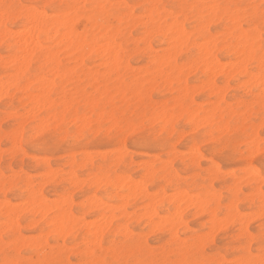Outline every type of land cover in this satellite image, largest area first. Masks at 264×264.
<instances>
[{"label": "rangeland", "instance_id": "obj_1", "mask_svg": "<svg viewBox=\"0 0 264 264\" xmlns=\"http://www.w3.org/2000/svg\"><path fill=\"white\" fill-rule=\"evenodd\" d=\"M0 1H1L0 3L7 2V3H17V4H25V5H41V6H43V5H55L56 6L54 9L53 8L48 9V15H49L48 17H45V19L44 18L41 19V20L44 19L45 21L43 20L42 24L40 25V27H39L40 31H38V33H35V34H37V36L34 34L36 29H35V31H33L34 28H36V27H34V24L33 25L30 24L32 22V21L30 22V19L26 20L28 18L16 17L13 20L11 27H12V32L14 31V35L16 36V39H18V40L16 41V39H15V40L7 43V44L5 43V40L3 37H1V40H0V64L4 63V62L6 63L7 59H8L7 62H9V60L13 59L14 56H18L17 59L21 58L23 53H25V54L27 53V52H24L25 50L22 53V50L24 48H21L22 46L21 47L18 46V45L22 44V42L18 43V41L22 40L23 37L22 38H20V37L22 36V32L24 30H26V31L29 30L30 32L32 31L31 33H33V34H31V35H33V38H35L34 40L38 41V42L36 41L37 43H35L33 41V39L31 38L32 36L29 37L30 32L28 31L29 33H28V35L26 33V35L28 36V39L31 38L30 41H33V43H31V45L34 43H35L34 46H36V44H37V47L41 45L40 47H38V49H36L37 47L36 48L33 47V49H35L34 51L37 50L36 52H34V54H32L33 53L32 47L30 45H26L27 47H25V48H28V47H29V49L31 48V50L27 49V51L32 52V53H29V55H28L29 58H31V59L28 58L29 60L27 61V63L30 61L31 62H30V64L25 63V65H27V66H24V64L22 65L21 69H23V66H24L23 71H20L21 69L18 67V65L20 64V61H18V64H17V60L15 59L16 57L13 59L15 61H13L12 63L9 62L11 64L8 63L9 64L8 65L6 63L7 65L6 64L0 65V81L2 80L0 83H3V81H5L4 84L6 83L4 89H3L4 86H2V84H1L2 88L0 86V88L3 89V90H0V152H1L0 153V172H1V174H0V177H1L0 178V210H1L0 214L2 215V216L0 215V223H1L0 227H2V226L5 227L6 226L5 224L8 221L7 226L9 227V223H10V228L7 227V229L15 237V240H12V241L8 242V244H6L4 241V237H3V236H5L6 232H5V230H2L4 228V227H2L1 232H0L1 233L0 234V261H4L5 259L10 258L9 254H14L16 256H20L21 252H23L24 253V255L22 257L23 259L32 262V264H39V262L42 259H45L48 256H50V254L54 250L57 252L59 250V253L62 254V258H63L65 264H85V261H87L88 259L91 258V254L86 255L88 253V251H89V253H91V248H93L94 246L96 248H99L102 244H112L114 242H118L120 239V236L118 235V233L121 230H123V228L124 229L127 228V229H125V231H127L129 227L137 235L142 234L144 236V238L146 239V242H148L150 244V248L157 249V250H163V248L165 246L169 245V243L174 239L176 233L171 232V228L169 226V223L163 224V222H165V221H163V222L160 221V223H159L160 226L157 227V225H156V227H153V228H152V222L157 217H159V219L162 218V220L164 218V219H166L167 222H169V220L171 219L173 214L176 213V211L177 212L180 211V209H181L180 212L183 213V215L186 217V219L183 221L182 225H179V224H178L179 226L177 225V232L179 234H181L185 238H191L193 234L198 233V232L203 233L205 228H207L208 231L213 234V239H212L209 246L214 247L216 249V252L221 254V255H223L224 253H228L229 255H234L235 249L231 248L230 246L237 242V240L239 238V235H237V234L240 233L241 229L239 226L231 224L229 222V220L227 219V217H229L230 215L231 216L235 215L234 210H235V206H236L237 202L226 200V198L229 194V186L228 185H223L222 188H214L213 187L214 183H220V180L223 179V177H212V176L209 177V175H207V169L205 167H203L204 165L207 164V158H204L202 160H200V159L198 160L196 157L193 156L191 160H194V161H189V162L184 161L183 157H184L185 152H191L192 149H191V145L189 143H187V141H185L184 143H180V141L185 140V137H187L189 135V133L181 131L180 140L177 141V144H178L179 148L181 149L180 156H181V160H182L179 163L178 167H176L175 169H172L170 162H167V163L165 162L166 165H164V167L166 166L168 168V173H166L164 176H157L154 166H155V164L160 163L162 160L164 161V158L167 156V153L163 150V145H161L159 148L148 149L147 151H137V148L139 147L138 145L132 144L131 146L126 147L125 143L122 139H120L117 135H111V136L108 135L107 131L104 132L103 135H98L97 132L99 130H97V132H91L90 131V132H87V134H85L84 125H81L79 128H77V130L75 132L69 133L68 127L75 126V120H72L73 122L70 121L71 123L65 122L62 119L60 121H57L56 109L60 108L61 105H63L65 97L67 96L69 99H71L75 95L83 96L85 88L95 89L93 92L100 93L102 97L106 96V95L109 96V94L110 95L112 94L109 97V99L113 100L114 102L118 101L121 106H123L126 110H128L129 118H132L134 113L138 116H141V117L144 116L145 112H147L149 115H152L155 113H159L161 115L168 113V115H169L168 120L170 119L169 121H172L173 123H178L179 128L181 130H183L185 128L191 129L192 128L191 121H195L198 124V126H200V128H203L205 125H208L211 123L210 117L217 114V113L227 114L229 117H230V115H233L234 114V107H238L239 104L241 103L242 97L247 94L246 91H244V88H243L244 86L243 85H237L233 79L237 75V72L233 71V65H234V62L236 60V56H234L233 54H231V53L229 54L226 51H220L218 60L216 59V61H217V63L219 62L220 65L222 64V66H220L218 63L217 64L219 66L218 67L215 64V62H216V61H214L215 59L212 60L213 62L211 61V63L213 65L209 64V61L207 58L209 53H206L207 52L206 50H204L206 52L205 53L203 52V54H202L199 47L195 46L194 44H190L185 38H184L185 40H183V39L179 40L178 43L180 45L177 42L173 41V43H177L178 45L174 44L175 48L172 47L173 48V50H172L171 43H170V42H172V40L170 38H173V36L170 37V35H169L170 29L168 30V27H167L168 25H165V27H164V28L167 27L168 31L166 29H164L163 27L157 26V28L154 30V32H152V34L154 33L155 35L154 34L153 35L152 34L143 35L144 33L142 32V25L141 24H139V23L137 24L135 20L132 21L133 23L132 22L129 23L128 20L126 19L123 29H120L119 27L116 28V30L118 31V34L117 33L115 34V32H116L115 30L109 33L108 28H106L107 31L104 29L106 32L103 30L104 31V33H103L101 31V28H100L101 25H99L97 22L96 15L92 14L89 10L83 9V8L77 10L75 8L62 7V6H67V5H82V4L84 5V4H96V3H108V4L129 3V4H133V5H154V4L165 5V4L184 3V2H188V0H158V1H160L159 3L157 2V0H71V1L70 0H51V2H50V0H0ZM260 1L261 0H215V2H239V3H255V4H259ZM80 2L82 4H80ZM191 2L203 3V2H206V0H191ZM150 10H148V12H150V14H151L152 10L151 11ZM64 11H65V13H64ZM163 11H164L163 9H160L157 12V15L159 16L160 13ZM130 15H131V13H129V17H130ZM62 16H64L66 19L68 17V19L66 20L67 22H68V20H70V18L72 19V21L74 18V21H75V17L76 16L79 17V18L76 17V19H78V22L75 21L74 28H75V30H78L76 32L78 34H80V36L78 35L77 37H74V36L72 37V35L70 33H69L70 36L67 35V32L65 31L66 28L63 27V25L65 26L66 24H65V22L62 21V19L64 18ZM85 16L87 18H85ZM55 17H57V19H58V17L61 18L60 21H62V25L60 24L61 22H59V20L56 19L58 21V22L57 21L56 22H57L58 26L60 25L59 26L60 28L56 27L57 26L56 24H55L56 26L54 25L53 21H55L54 20ZM50 18L53 19V21H52L53 23L50 22V20H52ZM65 18H64V21H65ZM84 19H88V20L86 21ZM49 22H50V24H49ZM93 24H96V25L92 27L91 25H93ZM49 25H51L50 27H52V28H50ZM28 26L29 27L32 26L33 30L31 28H29ZM54 27L57 29H53ZM46 28L49 30H47ZM98 28H100V29H98ZM130 28H131V30H130ZM169 28H171V26ZM67 29H68V27H67ZM44 30H46V31H44ZM164 30L167 31L166 34L164 33ZM50 31H52V32L54 31L55 33L53 32V34H52V32H50ZM25 32L23 34H25ZM46 32H49V33H46ZM62 32L63 33L65 32V33L63 34ZM92 32H95V33H92ZM98 32L99 33L101 32L103 34L98 35L99 34ZM156 33L158 36L156 35ZM26 35H23V36H26ZM49 35L50 36L54 35V37L52 36L49 38L48 37ZM57 35L59 36V38ZM63 35H65V36L63 37ZM83 35H84V37H83ZM27 36L25 38H27ZM81 36L84 39H82ZM151 36H152V39L150 40ZM168 37L171 41L168 39ZM69 38H71V39H69ZM174 38H176V37H174ZM55 39L56 40L58 39L57 40L58 42ZM76 39H78L77 40L78 44H80L81 39L83 40V42L85 41L84 42L85 44H82L83 43L82 42L81 45H79V46L83 45L84 47L82 46L81 50L78 48L76 50V48H75L76 51L73 52V54H72V51L74 50V46L76 44L72 43L71 45H69V42L70 41L76 42ZM89 39L91 42H88ZM109 39L110 40L114 39L113 41H111L113 43V47L114 46L116 47V45L119 42V44H118V46H120L119 52L116 51V50H118L117 48L115 50H114V48H113V50H111L112 49V47H111L112 43H111V46L109 45L108 47H107L108 43H105L106 45L103 44L105 42V40L108 41ZM110 40L108 41L109 43H110ZM145 40H147V41H145ZM54 41H56V42H54ZM59 41L61 43H59ZM94 41L98 45H99V43H101L100 45H102V47H103V45H104V47L106 46L105 49L103 50V53H104V51H106L107 48H110V50L112 52H115V51L118 52L117 58L120 60V62L119 63L117 62L115 64L116 68H113V66H111L113 63H109V64L106 63V65L104 64L105 66L101 65L102 63L106 62V59L109 57V55L105 56L104 54L105 53L110 54L109 53L110 50L107 49L108 52H105L104 54L102 53L103 54L102 55L101 54L102 49L99 50L100 48H102L101 46L99 48H93V49L99 50L101 56L97 55L98 52H96V51H98V50H91L92 46H94V47L97 46V44L93 45ZM101 41L102 42L104 41V42L102 43ZM115 42H116V45H115ZM38 43L40 45H38ZM173 43H172V46H173ZM78 44L76 46H78ZM168 44H170V45H168ZM181 44H183L182 47H179V46H181ZM64 45H65V47H64ZM141 45H143V48ZM177 47H178V49H176ZM257 47H259V45H257ZM56 49H57V51H55ZM58 49H59V51H58ZM86 49L88 50L89 54L87 53V51L85 52ZM168 49L169 50L171 49L170 53H168L169 52ZM174 50L175 51L177 50V51L175 53H173ZM180 50H181V52H180ZM120 51L123 53H120ZM58 52H59V54H58ZM81 52H83V53H81ZM86 53L88 55H86ZM166 53H168L167 55H169V56H171V54H172V56L170 57L171 59L163 58V59H165L163 61L161 56L165 57ZM49 54L52 57L48 56ZM79 54L80 55L82 54L81 58H83L80 61L77 60V58L80 57ZM204 54H207V55H204ZM167 55H166V57H167ZM203 55H204L205 59L203 58ZM45 56H46V58H45ZM76 56H78V57H76ZM156 56H157V58H156ZM173 56H174V58H173ZM24 57H27V55ZM24 57H22V58L24 59ZM103 57L104 58L106 57L104 59V61H103ZM22 58L20 60H23ZM74 58H75V60H74ZM177 58H179V64L178 65H177ZM44 59H46V61ZM47 59H50V60L47 61ZM52 59H54V60H52ZM156 59H158V61H159V63H161V65L157 62ZM160 59H161V62H160ZM257 59H258V57H257ZM149 60H151V61L153 60V61L151 62ZM203 60H207L208 62L207 61L204 62ZM10 61H12V60H10ZM14 62L17 65L14 64ZM78 62H81L82 64L80 65ZM99 62H101V64H99ZM206 62L208 63V65ZM127 63H128L129 67L125 68L127 66ZM204 63H205V65H204ZM108 65L110 66V69H109ZM158 65H159V67H158ZM209 65L211 66V70H212V68H214L215 71L214 70L208 71L210 69ZM15 66H17V67L14 70ZM154 66H156L157 69L154 68ZM160 66H163V67L161 68ZM112 68H113V70H111ZM219 68H221L222 70ZM52 69H54V70H52ZM150 69H151V71H150ZM177 69H181L179 73H178L179 70L177 71ZM216 69H217V71L221 70L222 72L217 73ZM86 70H88V71H86ZM103 70H104V72H103ZM146 70H147V73H146ZM93 71L94 72L98 71L99 73L97 72L95 74ZM20 72L21 73L23 72V75L21 74L22 76H16ZM142 72H143V74H141ZM215 72L217 73V75L215 74L216 76L215 75L213 76V74L211 76V74H209V73H215ZM229 72L231 75L229 74ZM10 73L11 74L13 73V75L10 76ZM101 73H103V74H101ZM14 74H15V77H17L15 79V82H14V78H15ZM53 74H54V76L51 79V77H52L51 75H53ZM208 74L210 75V78H209ZM38 77H41V78H38ZM93 77L95 79H93ZM184 77H186V79ZM11 78H13V79H11ZM42 78H44V79H42ZM76 78H77V80H76ZM147 78H148V80L146 81ZM153 78H155V79H153ZM206 78L207 79L209 78V81H211L213 79V81H211L213 84H211V82L206 83V81H207ZM21 79L24 81V87H26V90H25V88H24V90H22V87L21 88L11 87L13 84H15L17 82L16 80H21ZM38 79H39V81H38ZM40 79H42L43 81L41 82ZM50 79L53 81H50ZM27 80L29 82L28 84L25 83V82H27ZM30 80H31V84H30ZM92 80H94V81H92ZM169 80H170L171 84L168 83ZM230 80L233 81L231 87L229 86ZM89 81H90V83H89ZM203 81H204V83H206L205 85H204V83H202ZM8 82L9 83L12 82L13 84L8 86V84H9ZM39 82L42 83L43 87L49 88L50 91H47L48 92L47 93L48 96L46 95L47 97L44 96L47 89L43 90L44 88L39 84ZM51 82L54 83L53 84L54 87L52 84H50ZM104 82H106L105 86H104ZM257 83H258V81H257ZM25 85H27V86L30 85V86L27 89V86H25ZM39 85L43 88L42 91L43 92L45 91L44 95H43V92L40 91L41 89H38ZM49 85H52V86L48 87ZM85 85H87V86H85ZM167 85H169V86H167ZM209 85H212V86L209 87ZM33 86H35L37 88V91H40L42 93V95L44 96V98H46L47 100L49 98L50 99L54 98L51 100L52 101L51 103H49L50 99L48 101L46 100V102H45L46 104L44 102H42L47 106L46 108H45L44 104L42 105V106H44L42 108V106L39 105L41 103H39L37 105L38 107L36 108V103L34 104V100H33L34 98L33 97H37V96L34 95L32 91H30V88H32ZM92 86H94V87H92ZM8 87L9 88L11 87V91H9V89H7ZM216 89L217 90L219 89V90L217 91ZM213 91H214V93L211 94V92H213ZM219 91H221V92H219ZM27 92L30 94L27 95L28 94ZM114 92H116V93H114ZM183 92H185V93H183ZM1 94L4 95V97ZM22 94H24V96ZM41 96H38V97H40L39 102H41L40 101L42 98ZM21 99H22V101H21ZM5 100L7 101L6 103H5ZM32 100H33V102H32ZM36 100H37V98H36ZM58 100L59 101L62 100V101L59 102ZM43 101H45V99ZM210 103L212 105H210ZM29 105H31V107ZM213 105H214V107H213ZM168 106H169V108H168ZM40 107L42 108V110ZM165 107H167V108H165ZM161 108L163 111L161 110ZM200 108L202 110H199ZM6 109H9V112H10V113L8 112V114H7V117H8L7 120H5L6 119V116H5V110ZM35 109H38V110H35ZM197 109H198V111H197ZM160 111H162V112H160ZM260 111H261L260 106H259V104H257L255 113H251L250 116H254L256 119L258 118L257 120H259ZM23 112H24V114H23ZM18 113L21 114L22 116L20 117V115ZM173 113H174V115H173ZM185 116L187 117V119H184ZM49 120L56 122V123L66 124L67 126L65 127V137L71 141L64 148L55 150V154L47 156V158L46 157L40 158V159H46L50 163L51 167L50 168L46 167L44 164H37V162H36L37 157L33 155V153L36 151V149H33L31 146L24 148L25 155H21L18 158H16L14 156L13 152H14L15 147H17L22 142L24 134H25V129H27L28 133L36 132L37 130H39L41 133H43L44 129L41 125L44 122L49 121ZM206 120L208 121V123ZM258 124L259 123H257L256 125L253 126L254 130L257 134L260 131V126ZM81 127H82V129H81ZM6 128H7V131H6ZM18 130H19V133H21V135L19 133L18 134L16 133V132H18ZM13 131H16V132L14 133ZM233 131L235 132L237 130L233 129ZM239 134L241 136L244 135L243 128H241L239 130ZM204 135H207L210 137L211 133L208 132V133H205ZM9 139L12 141L11 144H9ZM29 139H34V137L29 135ZM6 145H7V147H6ZM11 147H13L14 149H12ZM74 148L79 149V151H73L72 149H74ZM9 149H11V150H9ZM205 150L208 152V155L212 154L210 144H206ZM110 151H112V152H110ZM120 154L122 156H120ZM117 156H119L120 158L122 157L120 161H119V157H117ZM158 157H159V159H158ZM89 158L91 160H89ZM151 160H153L154 162H152ZM146 162L147 163L149 162V164L150 163H152V164H150V166H149L148 164H146ZM196 162H198V164H196ZM225 163L226 164L230 163L232 165L239 166L242 163V160L241 159H235V160H231V161H226ZM145 164L148 166L145 167L146 166ZM261 164H262L261 158H260L259 154H257L256 167L260 168ZM148 167H149V169L146 172ZM150 167L152 169H150ZM222 167H224V166L222 165ZM70 169H71V171H73V173H75L74 175L70 171ZM47 170L49 172H51V174L49 172L47 173ZM149 170H151V172H149ZM152 170H154V172ZM230 170L231 169L225 167V172L230 171ZM100 172H105V173L111 172L113 175V178L114 179L116 178V179L115 180L113 179L109 183L96 185V183H94L92 181V177L96 176V174L100 173ZM148 172H149V174L152 172L153 173H152V175L151 174L149 175ZM42 173L44 175L46 174L45 175L46 177L47 176H49L50 178L52 177V179L49 180L48 177L46 178L48 180L43 179V178H45V176ZM176 173H179V176H176ZM2 174H4V175H2ZM37 174H39V175H37ZM5 175L9 176L7 184H5ZM123 175L125 177V180L123 178H122V180H124L125 182L121 181V184L123 183L124 185H126V187H124V185H122V186L118 185L117 186L115 184V183H117L116 182L118 179L117 177H123ZM171 175L173 176V178ZM69 176H71V177L69 178ZM150 176H152V177H150ZM126 177L127 178L129 177V178L126 179ZM72 178H73V180H72ZM170 178H171V180H170ZM44 180L48 182L46 185H45L46 182ZM76 180H80V182L83 184H81L79 181H78L79 182L78 183ZM118 180H121V178H119ZM129 180H131V181H129ZM135 180H137V181H135ZM138 180H140V181H138ZM42 181L45 182L44 185H43ZM132 181H133V183H132ZM173 181H178V183L180 185H182V187H173ZM1 182H3L2 183L3 185L1 184ZM39 182H41V183H39ZM129 182H131L133 185H131V183L129 184ZM134 182H137V183L143 182L144 184L138 183V185L135 187ZM74 183H76V184H74ZM211 183H212V185H211ZM119 184H120V181H119ZM127 184H128V186H127ZM139 184L142 185V188L140 191L137 189L138 186H140ZM113 185H114V187H113ZM130 185L132 186V188L130 187ZM143 185H145V186H143ZM133 186H134L135 190H138L139 192H137V191L135 192V190L133 189ZM4 187L5 188L7 187V189H5ZM40 187H41V190L38 189ZM119 187H120V189H119ZM127 187H128V189H123V188H127ZM129 188H131V189H129ZM10 189H11V191H10ZM31 189H32V191H31ZM132 189L134 191V193L132 192L134 196L131 195ZM179 190H180V192H179ZM209 190L213 193L212 194L213 196L217 197V198L211 199L214 202V205H217V206H214V207H209L208 205L206 206V203L207 202L209 203V201L207 199H204V198L201 199L200 193H202V192L206 193ZM182 191H185V192L187 191L186 193L190 195V199L192 197L194 199H191V200H194V201L196 200V202H195L196 205L195 204L191 205L189 202H187V200L184 201L186 199L185 196L187 194L184 196L185 199L182 200L184 198L182 195L183 194ZM29 192H31V193H29ZM37 192H39V193L37 194ZM141 192H144V193H141ZM174 192H177V193L179 192V194L181 193L180 195H181L182 199H178V198H180L179 194H178L177 199L174 200L175 197L177 196V193H174ZM185 192H184V194H185ZM92 193L94 196H92ZM136 193H139V194H136ZM145 193H148V194H145ZM218 193H219V195H218ZM175 194H176V196L173 198V200L170 201L168 199V197L170 199H172L171 197ZM33 195H35V196H33ZM127 195L129 197L131 195L132 198H129V197L127 198L126 197ZM156 195L158 197L160 195H162L163 197L160 196L161 198L160 197L158 198ZM61 196H62V198L66 199V200L63 199L64 202H66V203H68L69 201H72V202H70L71 205L69 203H68L69 205L62 203L64 205V206H62L60 204V201L56 202L57 199L61 198ZM153 196H155L157 199V200L156 199H154V200L160 201V202L153 201L150 203V201L153 200ZM194 196L200 198L201 201H203V202L205 201L204 204H202V208L200 209L201 213H198V212H200L198 210L199 209L198 206H200V205H198L199 204L198 201H200V199L195 198ZM38 197H39V199L42 198L41 204H40L41 206H42V203L44 205L48 204L49 206L43 205L44 207L43 206L40 207L38 204H36L35 203L37 201L36 198H38ZM93 197H95V199L97 197L98 200L100 199L99 202H101L102 205H104V204H106V205L99 206L98 204H96L97 201H95V199ZM29 198H33L36 200L32 199L34 201V203H33V201L30 200ZM67 198L69 199V201ZM91 199L92 200L94 199L93 202L90 201ZM245 199L247 200L249 198L246 197ZM42 200H45V201H42ZM88 200L90 201V205L88 204L89 203ZM122 200H124V202ZM177 200H182V201H177ZM191 200H190V202L194 203V201L192 202ZM4 202L6 203V204H4V208L6 211H8L12 208L11 210L15 209L16 213L18 212L19 214L18 213L15 214L14 211L10 210L11 211L10 214H5V216H3L4 213L6 212L3 208ZM30 202L32 203L31 206H30ZM102 202L103 203L105 202V203L103 204ZM176 202H180V205H179V203H177L179 205L178 208H180V209H176L177 207L174 206V205H176ZM183 202L186 204L188 203L187 204L188 206L186 204H184ZM27 203H29V206ZM38 203H40V202H38ZM57 203H59V204H57ZM152 203H153V205H155V203H156L155 207H152L153 205L152 206L150 205ZM22 204H23V206H22ZM33 204H36V205H33ZM91 204L95 205L94 206L95 208H93L94 210L92 209L93 205H92V207H88V206H91ZM231 204L233 206H231ZM5 205H6V207H5ZM81 205L82 206L84 205V206L82 207ZM110 205H111V207H110ZM118 205H120L121 207ZM189 205H191L192 207ZM69 206H71V208H69ZM96 206H99L101 208H97ZM108 206L111 209H109V208L107 209ZM114 206H116V207H114ZM117 206L119 208H117ZM149 206L152 208L150 209ZM227 206H229V207H227ZM240 206L244 207L246 209L252 208V204H250V203H244V204H241ZM7 207H8V209H7ZM45 207L47 209L49 208L48 210H50L51 208H54V209L53 210L51 209L52 211H45V209H44ZM65 207L70 209V210H66ZM103 207L106 208L107 210L104 209ZM197 207H198V209H196ZM231 207H233V209H231ZM23 208H26L27 210L23 209ZM17 209H19V210H17ZM37 209H38V211L36 212ZM42 209H44V210L42 211ZM64 209H65V211H64ZM88 209H90V210H88ZM149 209L152 211H155L158 216L155 215V213L151 215V213H153V212L150 211ZM143 210H144V212H143ZM63 211H64V214H63ZM69 211H70V213L68 214L67 212H69ZM211 211H213L214 214ZM40 212H43V213H40ZM57 212H60V213H57ZM111 212L113 214H111ZM147 212L148 213L150 212V217L152 216L150 219H149V214H147ZM56 213L62 214L64 218L60 215L58 217V215H56ZM128 213H131V214L128 215ZM221 213H223L222 216L220 215ZM44 214H45V216H44ZM101 214L106 216V219H108L110 216H111L110 219L111 218L113 219L114 217L115 218L113 220L111 219V221H110V219L108 220L110 222L109 226H108L109 222L105 218H101V221H102V219H104L103 222L100 221L101 223H99V222L98 223L101 226L103 224H105V226L104 227L102 226V228H104V229L101 228V231L100 230L98 231L97 228H100V226L97 227V224H98L96 222L97 220H94V219H98V218L100 219ZM109 214H111V215H109ZM253 214L254 213H252V212L247 213V216L249 217V224L251 225L250 230L251 231H258V224L255 223V220L257 219V217ZM112 215H113V217H112ZM145 215H146V217H145ZM242 215H246V213H244ZM214 216H216V218ZM57 217L59 219L61 217L62 221H60L61 219L59 220ZM71 217H73V219ZM65 218L67 220L66 223H65ZM67 218L70 219L69 222H68L69 219H67ZM219 218H221V220H219ZM9 220H10V222H9ZM52 220H53V222H52ZM3 221H6V222H3ZM13 221H15V223H13ZM59 221H60V223H62V225L59 223ZM87 221H89V222L91 221L90 222L91 224ZM121 221H123L122 224H121ZM220 221H221V224H220ZM71 222H72V225H70ZM217 222L221 225L222 229L219 225H217L218 224ZM11 223H13V224H11ZM35 223H37V224H35ZM64 223H65V225H63ZM214 223H216V226ZM53 224H54V226H53ZM68 224L70 225V227H68L69 229H67ZM92 224L96 227L94 228V226H92ZM14 225L18 226V227L16 226V228H14L15 231L13 230V227H15ZM28 225H30V226L32 225V226L30 227ZM113 225L116 226L115 230L113 229ZM217 226H219V227H217ZM244 226H245L244 227L245 229L249 228L248 224H246ZM105 227H106V229H105ZM17 228L19 231L17 230ZM58 228H59V230H58ZM92 228H93V230H92ZM212 228H214V229L212 230ZM4 229H6V228H4ZM94 229H96V230H94ZM55 230H56V235L54 234ZM46 231H47V233H46ZM68 231H69V233L67 234ZM96 231L98 233L100 232V234L97 235L98 233ZM52 232H54V233H52ZM213 232L214 233L216 232V233L214 234ZM44 233L47 237L44 235ZM94 233H97V234L93 235ZM19 234H21V235H19ZM64 234H65V236H64ZM30 236H32L33 238ZM42 236H45V238H43ZM67 237H68V239H67ZM95 238L99 239V240L95 241L94 240ZM20 239L21 240L23 239V240L21 241ZM41 239H44V240L41 241ZM92 240L95 244L92 242ZM44 241H45V244H44ZM20 242H22L21 243L22 245L19 244ZM91 243H93V244H91ZM46 244L48 246H46ZM57 244H59V245L61 244V245L59 246ZM96 245L97 246L100 245V246L97 247ZM16 246H18V247L16 248ZM36 246H37V248H36ZM6 248H8L9 254H6V252H5ZM13 249H14V253H13ZM45 249H47V251ZM16 250H17V252H16Z\"/></svg>", "mask_w": 264, "mask_h": 264}, {"label": "snow or ice", "instance_id": "obj_2", "mask_svg": "<svg viewBox=\"0 0 264 264\" xmlns=\"http://www.w3.org/2000/svg\"><path fill=\"white\" fill-rule=\"evenodd\" d=\"M55 5H25L17 3H0V35L9 43L16 39L12 32V22L16 17L28 18L33 22H39L48 16V9ZM67 8L77 10L83 8L96 15L97 22L101 25V31L108 28L109 32L117 27L124 28L125 20L129 23L135 20L142 25V32L150 35L157 26H171L169 35L186 38L190 44L199 47L201 51H207L208 61L219 57L220 51H226L236 56L233 71L237 75L233 78L237 85H243L246 95L241 99L238 107H234V114L217 113L210 117L211 123L200 128L195 121H191L192 128L181 130L178 123L168 120V114L155 113L138 116L135 113L132 118L128 116V110L118 101L109 99V96H100L91 88L84 89V95H75L71 99L65 97L64 104L56 109L57 121L65 122L75 120V126L68 127V132L73 133L82 124L84 132H97L103 135H117L125 143V146L136 144L137 151H147L151 148H159L167 153L164 161L155 164L157 176H164L168 168L165 162H170L175 169L181 162L177 141L180 140L181 131L189 133L187 141L191 145V152H185L184 161L207 158V175L223 177L220 183H214V188L229 186V194L226 200L235 201V215L227 219L233 225L240 227L237 242L230 247L235 249L234 255L216 252L210 247L213 234L205 228L203 233H195L191 238H185L177 232V225L183 224L186 217L182 212L169 220L172 233H176L174 239L163 250L150 248L143 235H137L129 227L125 232L121 230L118 242L102 244L99 248H91V258L85 264H264V0L259 4L239 2H215L206 0L203 3H195L188 0L184 3L133 5L125 4H84L67 5ZM151 9L149 14L147 11ZM164 11L157 15V12ZM129 13L131 16L129 17ZM102 42V41H101ZM257 44L259 47L257 48ZM143 47V45H141ZM258 57V59H257ZM179 58H177V65ZM182 78V77H181ZM258 81V83H257ZM233 81H229L232 86ZM24 81L18 80L12 87L21 88ZM11 91V88H9ZM36 96L41 92L36 87L30 88ZM110 95V94H109ZM7 101L5 100V103ZM260 106V118L257 120L251 113H255L256 106ZM5 110L7 120V113ZM174 115V113H173ZM184 119H187L185 116ZM167 121V122H166ZM259 123L260 131L257 134L254 125ZM66 124L56 123L51 120L42 124L43 133L39 130L25 134L22 142L14 149V156L18 158L25 155L24 148L31 146L36 151L37 164L51 167L46 159H40L55 154V150L64 148L71 141L65 137ZM243 128L244 135L239 134ZM236 129L237 131H233ZM7 131V128H6ZM211 133V136L204 135ZM29 135L34 139H29ZM9 144L11 140L9 139ZM206 144H210L212 154L205 150ZM7 147V145H6ZM79 151V149H72ZM259 154L262 164L256 167V157ZM159 159V157H158ZM241 159L239 166L226 164V161ZM222 165L224 167H222ZM225 167L231 169L225 172ZM179 176V173H176ZM9 176H5V184ZM111 172H100L92 177L94 183L105 184L113 180ZM173 187H182L178 181H173ZM201 197L209 201L208 206L214 207L211 200L212 193H200ZM248 197L249 199H245ZM223 198V197H222ZM252 204L251 209L241 207V204ZM252 212L257 217L258 231H251L249 217L243 213ZM221 216L223 213L220 214ZM123 221H121V224ZM160 223L159 217L153 220L152 226ZM249 228L245 229L244 225ZM115 225L113 229L115 230ZM4 241L8 244L15 237L6 228ZM9 254L8 248L5 249ZM14 253V249H13ZM10 258L0 261V264H32L20 256L9 254ZM39 264H65L62 254L53 251L50 256L42 259Z\"/></svg>", "mask_w": 264, "mask_h": 264}, {"label": "bare ground", "instance_id": "obj_3", "mask_svg": "<svg viewBox=\"0 0 264 264\" xmlns=\"http://www.w3.org/2000/svg\"><path fill=\"white\" fill-rule=\"evenodd\" d=\"M70 1H71V0H70ZM0 2H1V1H0ZM50 2H51V0H50ZM84 2H85V1H84ZM157 2L159 3L160 1L157 0ZM260 2H261V1H260ZM80 4H82V3L80 2ZM82 5H83V4H82ZM73 10H74V9H73ZM148 10H150V9H148ZM148 10H147V11H148ZM71 11H72V10H71ZM150 11H151V10H150ZM62 13H63V12H62ZM64 13H65V11H64ZM149 14H150V12H149ZM158 14H159V13H158ZM51 15H52V14H51ZM62 15H63V14H62ZM48 16H49V15H48ZM48 16H47V17H48ZM130 16H131V15H130ZM60 17H61V16H60ZM60 17H58V19H57V17H55V18H54L55 21H53V19H52L53 17H52V18H50V19H52V20H50V22H51V23L54 22V25L56 24L57 26H56V25H55V26H56V27H59L60 25L58 26V24H57L58 21H57V20H59V22H61V23H60L61 25H62V21H63V22H65V24H66L65 26L63 25V27H65L66 29H67V27H68L67 30L65 29V31L67 32V35H68V36H70V34L72 35V37H73V36H74V37H77L78 35L80 36V34H78V33L76 32V31H78V30H75V28H74L75 21L78 22V19H76L77 16L75 17V21H74V18H73V21H72V19L70 18V20H68V22L66 21V20L68 19V17H67V19H66L64 16H62V17L65 18V21H64V18L62 19V21H60V19H61ZM77 18H79V17H77ZM81 18H82V17H81ZM81 18H80V19H81ZM85 18H87V17L85 16ZM17 19H18V18H17ZM44 19H45V17H44ZM44 19H43V20H44ZM56 19H57V20H56ZM26 20H29V19H26ZM43 20H40L39 22H33L32 20H30V22L32 21L30 24H31V25L34 24V27H36V28H34V30H33V29H32V26H31V27L28 26V27L31 28L33 31H35V29H36V31L34 32V34H35V33H38V31H40V28H39V27H40V25L42 24ZM84 20L87 21L88 19H84ZM44 21H45V20H44ZM47 21H48V20H47ZM52 21H53V22H52ZM56 21H57V22H56ZM50 22H49V24H50ZM55 22H56V23H55ZM73 22H74V23H73ZM132 23H133V22H132ZM136 23H137V22H136ZM137 24H138V23H137ZM51 25H52V24H51ZM51 25H49V27H50ZM54 25H53V26H54ZM95 25H96V24H93V25H91V26L93 27V26H95ZM66 26H67V27H66ZM49 27H48V28H49ZM98 27H99V26H98ZM164 27H165V26H163V28H164ZM167 27H168V30H169V29H170V28H169L170 26H167ZM167 27L164 28V29L167 30ZM50 28H52V27H50ZM59 28H60V27H59ZM100 28H101V26H100ZM100 28H98V29H100ZM31 29H30V30H31ZM38 29H39V30H38ZM46 29H47V28H46ZM53 29H57V28L54 27ZM132 29H133V28H132ZM47 30H49V29H47ZM105 30L107 31L106 28H105ZM105 30H104V31H105ZM130 30H131V28H130ZM162 30H163V29H162ZM166 30H164V33H165V34H166L167 31H168V30H167V31H166ZM25 31H26V30H24V31L22 32V36L20 35V36H21L20 38H22V37H23V38H22V40L19 39L20 41H18V43L22 42V44H21V45H18V46H20V47L22 46L21 48H24V49L22 50V53H23L24 50H25L24 52H27L26 54L23 53L24 55L21 53V54H22V57H24V56H26V55H27V57H24V59H23V58L18 54V55L23 59V60H20L21 58H18V59H19V60H18V59H17L18 56H14V58L16 57L15 59L17 60V64H18V61H20V64H21V65H20V64L18 65V67H19L20 69L22 68V65H23V64H24V66H27V65H25V63H26V64H28V63L30 64L31 61L27 63V61H28L29 59H31V58H29V56H28L29 53H32V52H33L32 54H34V52L37 51V50L34 51L35 49H33V47H34V48L37 47V44H36V46H34V45H35V43H37L38 41H37V40H34L35 38H33V35H31V34H33V33H31L32 31L30 32V31L28 30L30 33H29L28 31H26V32H25ZM44 31H46V30H44ZM54 31H55V30H54ZM54 31H53V32H54ZM80 31H81V30H80ZM104 31H103V33H104ZM106 31H105V32H106ZM115 31H116L115 34H116V33L118 34V31H117L116 29H115ZM165 31H166V32H165ZM20 32H21V31H20ZM24 32H25V34H23ZM50 32H52V31H50ZM53 32H52V34H53ZM128 32H129V31H128ZM153 32H154V31H153ZM13 33H14V31H13ZM26 33H27V35H28V33L30 34L29 37L32 36L31 38H32L33 41L35 42L34 44L31 45V43H33V41H30L31 38L28 39V36L26 35ZM46 33H49V32H46ZM54 33H55V32H54ZM62 33H63V32H62ZM64 33H65V32H64ZM64 33H63V34H64ZM69 33H70V34H69ZM88 33H89V32H88ZM92 33H95V32H92ZM98 33H99V32H98ZM103 33L100 32L98 35L103 34ZM109 33H110V32H109ZM160 33H161V32H160ZM151 34H152V33H151ZM153 34H154V33H153ZM153 34H152V35H153ZM23 35H26L27 38H25L26 36H23ZM35 35L37 36V34H35ZM47 35H48V34H47ZM92 35H93V34H92ZM98 35H97V36H98ZM143 35H145V34H143ZM154 35H155V34H154ZM156 35H157V33H156ZM52 36L54 37V35H51V36L49 35L48 37L50 38V37H52ZM57 36H58V35H57ZM64 36H65V35H63V37H64ZM157 36H158V35H157ZM1 37H2V35L0 36V40H1ZM81 37H82V36H81ZM83 37H84V35H83ZM83 37H82V39H84ZM170 37H172V36H170ZM58 38H59V36H58ZM104 38H105V37H104ZM141 38H142V37H141ZM2 39H3V38H2ZM69 39H71V38H69ZM78 39H79V38H78ZM78 39H76V42H73V41L71 42V41H70V42H71V43H70V42L68 41V42H69V45H71L72 43H75V44L77 45V44H78V41H77ZM82 39H81L80 44H78V46L81 45V43L83 42ZM138 39H139V38H138ZM151 39H152V36H151L150 40H151ZM168 39H169V37H168ZM170 39L172 40V42H170V43H171V48H172V47L175 48V47H174V46H175L174 44H177V43H178V37H176V38L173 37V38H170ZM170 39H169V40H170ZM173 39H174V40H173ZM185 39H186V38H185ZM185 39L183 38V40H185ZM17 40H18V39H16V41H17ZM28 40H29L30 42H29ZM55 40H56V39H55ZM57 40H58V39H57ZM57 40H56V41H57ZM59 40H60V39H59ZM109 40H110V39H109ZM109 40H108V41H109ZM113 40H114V39H113ZM113 40H110V43H109L108 41H106V40H105V42L103 41L104 43H103V42H102V43H103V44L108 43V44H107V47H108L109 45L111 46V43H112L111 41H113ZM135 40H136V39H135ZM148 40H149V39H148ZM171 40H170V41H171ZM179 40H180V39H179ZM186 40H187V39H186ZM36 41H37V42H36ZM56 41H54V42H56ZM61 41H62V40H61ZM145 41H147V40H145ZM173 41H174V42H177V43H173ZM28 42H29L30 44H29ZM57 42H58V41H57ZM84 42H85V41H84ZM84 42H83L82 44H85ZM88 42H91L90 39H89ZM88 42H87V43H88ZM59 43H61V42L59 41ZM146 43H147V42H146ZM172 43H173V46H172ZM182 43H183V42H182ZM53 44H54V43H53ZM94 44L96 45L97 43H95V41H94L93 45H94ZM100 44H101V43H99V45L97 44L98 47H97V46H96V47L92 46V47H91V48H92L91 50H98V49H93V48H99L100 46L102 47V45H100ZM118 44H119V42H118ZM118 44L116 45V42H115L116 47H115V46L113 47V43H112V46H111L112 49H111V50H113V48H114V50L117 48L118 50H116V51L119 52V50H120V49H119L120 46H118ZM163 44H164V43H163ZM178 44H179V43H178ZM178 44H177V45H178ZM26 45H30V46L32 47V49H33L32 52H31V51H30V52L27 51V49H28V50H31V48H30V49H29V47H28V48H25V47H27ZM38 45H40V44L38 43ZM66 45H67V44H66ZM76 45H75V46H76ZM91 45H92V44H91ZM91 45H90V46H91ZM105 45H106V44H105ZM168 45H170V44H168ZM177 45H176V46H177ZM179 45H180V44H179ZM182 45H183V44H181V46H179V47H182ZM257 45H258V44H257ZM40 46H41V45H40ZM40 46H38V47H40ZM75 46H74V50L72 51V54H73V52H75V51L77 50V48L81 50L83 45H82V46H79V47H78V46L75 47ZM117 46H118V47H117ZM38 47H37L36 49H38ZM62 47H63V46H62ZM64 47H65V45H64ZM69 47H70V46H69ZM72 47H73V46H72ZM83 47H84V46H83ZM103 47H104V45H103ZM103 47L99 49V50L102 49V50H101V54L103 53V50L105 49L106 46H105L104 48H103ZM134 47H135V46H134ZM168 47H169V46H168ZM60 48H61V47H60ZM75 48H76V50H75ZM142 48H143V47H142ZM164 48H165V47H164ZM164 48H163V49H164ZM173 48H172V50H173ZM257 48H258V47H257ZM107 49L110 50V48H107ZM107 49H106V51H104V53H105V52H108ZM176 49H178V47H177ZM17 50H18V49H17ZM19 50H20V49H19ZM61 50H62V49H61ZM61 50H60V51H61ZM99 50L96 51V52H98L97 55H100V56H101ZM111 50H110V52H109L110 54H108V53H105V54H104V53H103L105 56L109 55V57L106 59V62H104V63H102V64H101V62H99V64L105 66L106 63H108V64H109V63H113L111 66H113V68H116V67H115V64H116L117 62H118V63L120 62V60L117 58V56H118L117 53H118V52H116V51H115V52H112ZM121 50H122V49H121ZM141 50H142V49H141ZM168 50H169V49H168ZM170 50H171V49H170ZM170 50H169L168 53L171 52ZM200 50H201V49H200ZM55 51H57V49H56ZM58 51H59V49H58ZM86 51H87V53L89 54V52H88L87 49L85 50V52H86ZM176 51H177V50H176ZM176 51L174 50L173 53H175ZM180 52H181V50H180ZM201 52H202V51H201ZM203 52L205 53L206 51H203ZM203 52H202V54H203ZM68 53H69V52H68ZM70 53H71V52H70ZM81 53H83V52H81ZM87 53H86V55H88ZM120 53H123V52L120 51ZM162 53H163V52H162ZM168 53H166V55H167ZM178 53H179V52H178ZM197 53H198V52H197ZM206 53H207V52H206ZM58 54H59V52H58ZM66 54H67V53H66ZM103 54H102V55H103ZM229 54H230V53H229ZM75 55H76V54H75ZM81 55H82V54H81ZM81 55L79 54V56H80L79 58H80V59L77 58L78 61H80V60L83 59V58H81ZM86 55H85V56H86ZM166 55H165V57H162L161 55H160V56H161L162 59H163V58L171 59L170 57L172 56V54H171V56L167 55V57H166ZM173 55H174V54H173ZM204 55H207V54H204ZM204 55H203V58H204ZM208 55H210V54H208ZM48 56H51V55L49 54ZM56 56H57V55H56ZM73 56H74V55H73ZM154 56H155V55H154ZM176 56H177V55H176ZM200 56H201V55H200ZM43 57H44V56H43ZM51 57H52V56H51ZM76 57H78V56H76ZM76 57H75V58H76ZM158 57H159V56H158ZM206 57H207V56H206ZM14 58H13V59H14ZM25 58H26V59H25ZM28 58H29V59H28ZM45 58H46V56H45ZM58 58H59V57H58ZM75 58H74V60H75ZM105 58H106V57H105ZM105 58L103 57V61H104ZM156 58H157V56H156ZM173 58H174V56H173ZM203 58H202V59H203ZM9 59H10V58H9ZM13 59H10V60H12V61L9 60V62L12 63L13 61H15V60H13ZM35 59H36V58H35ZM59 59H60V58H59ZM72 59H73V58H72ZM153 59H154V58H153ZM204 59H205V58H204ZM2 60H3V59H2ZM7 60H8V59H7ZM7 60H6V63L8 64L9 62H7ZM25 60H26V61H25ZM44 60L46 61V59H44ZM49 60H50V59H47V61H49ZM52 60H54V59H52ZM156 60H157V62L159 63L158 59H156ZM164 60H165V59H163V61H164ZM200 60H201V59H200ZM4 61H5V60H4ZM22 61H23V62H22ZM149 61H151V60H149ZM152 61H153V60H152ZM152 61H151V62H152ZM166 61H167V60H166ZM197 61H198V60H197ZM203 61L205 62V61H207V60H203ZM214 61H216V59H215ZM21 62H22V63H21ZM56 62H57V61H56ZM81 62H82V61H81ZM81 62H78V63L81 65V64H82ZM160 62H161V59H160ZM207 62H208V61H207ZM207 62H206V63H207ZM212 62H213V61H212ZM6 63L4 62V63H1V64L3 65V64H6ZM11 63H9V64H11ZM47 63H48V62H47ZM162 63H163V62H162ZM194 63H195V62H194ZM218 63H219V62H218ZM218 63H217V61L215 62L216 65H217ZM223 63H224V62H223ZM232 63H233V62H232ZM1 64H0V65H1ZM7 64H6V65H7ZM9 64H8V65H9ZM14 64H16V63L14 62ZM17 64H16V65H17ZM104 64H105V65H104ZM156 64H157V63H156ZM159 64L161 65V63H159ZM189 64H190V63H189ZM189 64H188V65H189ZM209 64H212V63H209ZM215 64H214V65H215ZM6 65H5V66H6ZM163 65H164V64H163ZM165 65H166V64H165ZM204 65H205V63H204ZM207 65H208V63H207ZM212 65H213V64H212ZM219 65H220V63H219ZM13 66H14V65H13ZM20 66H21V67H20ZM24 66H23V69H24ZM116 66H117V65H116ZM118 66H119V65H118ZM123 66H124V65H123ZM156 66H157V65H156ZM156 66H154V68H156ZM209 66H210V65H209ZM217 66H218V65H217ZM217 66H216V67H217ZM220 66H222V64H221ZM3 67H4V66H3ZM16 67H17V66L14 67V70L16 69ZM108 67H109V69H110V66H109V65H108ZM127 67H129V66H128V63H127V66H126L125 68H127ZM140 67H141V66H140ZM158 67H159V65H158ZM160 67L162 68L163 66H160ZM174 67H175V66H174ZM183 67H184V66H183ZM206 67H207V66H206ZM214 67H215V66H214ZM218 67H219V66H218ZM223 67H224V66H223ZM12 68H13V67H12ZM105 68H106V67H105ZM113 68H112L111 70H113ZM123 68H124V67H123ZM179 68H180V67H179ZM186 68H187V67H186ZM221 68H222V67H221ZM221 68H219V69H221ZM23 69H21L20 71H23ZM67 69H68V68H67ZM73 69H74V68H73ZM144 69H145V68H144ZM156 69H157V68H156ZM156 69H155V70H156ZM174 69H175V68H174ZM202 69H203V68H202ZM217 69H218V68H217ZM217 69H216V71H217ZM52 70H54V69H52ZM153 70H154V69H153ZM161 70H162V69H161ZM178 70H179V71H178ZM180 70H181V69H177L178 73L180 72ZM210 70H211V66H210V69H209L208 71H210ZM212 70L215 71L214 68H212ZM212 70H211V71H212ZM221 70H222V69H221ZM221 70H220V71L218 70L217 73H218V72H222ZM86 71H88V70H86ZM125 71H126V70H125ZM144 71H145V70H144ZM150 71H151V69H150ZM24 72H25V71H24ZM52 72H53V71H52ZM91 72H92V71H91ZM93 72H94V71H93ZM97 72H98V71H97ZM97 72L95 71L94 73L96 74ZM101 72H102V71H101ZM103 72H104V70H103ZM105 72H106V71H105ZM112 72H113V71H112ZM159 72H160V71H159ZM193 72H194V71H193ZM230 72H231V71H230ZM230 72H229V74H230ZM232 72H233V71H232ZM98 73H99V72H98ZM146 73H147V70H146ZM160 73H161V72H160ZM217 73L215 72V73H209V74H211V76H212V74H213V76H214L215 74L217 75ZM233 73H234V72H233ZM5 74H6V73H5ZM15 74H16V73H15ZM15 74H14V77H15ZM21 74L23 75V72H22V73L20 72V73H19L18 75H16V76H22ZM45 74H46V73H45ZM54 74H55V73H54ZM54 74L51 75V76H52L51 79L53 78ZM92 74H93V73H92ZM101 74H103V73H101ZM141 74H143V72H142ZM209 74H208V76H209V78H210V75H209ZM234 74H235V73H234ZM11 75H13V73H12V74L10 73V76H11ZM216 75H215V76H216ZM230 75H231V74H230ZM6 76H7V75H6ZM62 76H63V75H62ZM4 77H5V76H4ZM8 77H9V76H8ZM12 77H13V76H12ZM14 77H13V78H14ZM60 77H61V76H60ZM63 77H64V76H63ZM204 77H205V76H204ZM228 77H229V76H228ZM13 78H11V79H13ZM16 78H17V77L14 78V82H15V79H16ZM38 78H41V77H38ZM79 78H80V77H79ZM149 78H150V77H149ZM184 78L186 79V77H184ZM184 78H183V79H184ZM209 78H208V79L206 78V79H207L206 83H207V82L210 83L211 81H213V79H212V80L210 79L211 81H209ZM5 79H6V78H5ZM36 79H37V78H36ZM42 79H44V78H42ZM42 79H40L41 82L43 81ZM48 79H49V78H48ZM51 79H50V81H53V80H51ZM93 79H95V78L93 77ZM110 79H111V78H110ZM114 79H115V78H114ZM153 79H155V78H153ZM163 79H164V78H163ZM9 80H10V79H9ZM45 80H46V79H45ZM76 80H77V78H76ZM147 80H148V78L146 79V81H147ZM227 80H228V79H227ZM1 81H2V80H1ZM1 81H0V82H1ZM11 81H12V80H11ZM16 81H18V80H16ZM38 81H39V79H38ZM69 81H70V80H69ZM92 81H94V80H92ZM92 81H91V82H92ZM184 81H185V80H184ZM4 82H5V81H3V83H0V86H1V84H2V86H4L3 89L5 88V84H6V83L4 84ZM41 82H39V84L43 87V85H42ZM109 82H110V81H109ZM8 83H9V82H8ZM25 83L28 84V83H29L28 80H27V82H25ZM89 83H90V81H89ZM105 83H106V82H104V86H105ZM168 83L171 84L170 80H169ZM199 83H200V82H199ZM202 83H204V81H203ZM206 83H204V85H205ZM11 84H13V83H12V82L9 83L8 86H10ZM30 84H31V80H30ZM50 84L53 85L54 83L51 82ZM102 84H103V83H102ZM211 84H213V83L211 82ZM13 85H14V84H13ZM13 85H12V86H13ZM40 85H39L38 89H41V90H40L41 92H43V91H42L43 88H44L43 90L47 89L46 92L44 91V92H45V95H44V92H43V95H44L45 97H47V96H48V95H47V93H48L47 91H50L49 88H47V87H43V88H42ZM52 85H49L48 87H50V86H52ZM89 85H90V84H89ZM94 85H95V84H94ZM185 85H186V84H185ZM199 85H200V84H199ZM214 85H215V84H214ZM2 86H1V88H2ZM12 86H11V87H12ZM25 86H27V85H25ZM29 86H30V85H29ZM29 86H27V89L29 88ZM85 86H87V85H85ZM167 86H169V85H167ZM183 86H184V85H183ZM210 86H212V85H209V87H210ZM6 87H7V86H6ZM11 87H10V88H11ZM53 87H54V85H53ZM92 87H94V86H92ZM152 87H153V86H152ZM206 87H207V86H206ZM214 87H215V86H214ZM1 88H0V90H3V89H1ZM24 88H25V90H26V87H24V85H23L22 90H24ZM69 88H70V87H69ZM95 88H96V87H95ZM105 88H106V87H105ZM105 88H104V89H105ZM184 88H185V87H184ZM243 88H244V87H243ZM7 89H9V87H8ZM36 89H37V88H36ZM63 89H64V88H63ZM151 89H152V88H151ZM182 89H183V88H182ZM229 89H230V88H229ZM13 90H14V89H13ZM17 90H18V89H17ZM92 90L94 91L95 89H92ZM216 90H217V89H216ZM218 90H219V89H218ZM218 90H217V91H218ZM14 91H15V90H14ZM14 91H13V92H14ZM73 91H74V90H73ZM96 91H97V90H96ZM214 91H215V90H214ZM214 91L211 92V94H213ZM225 91H226V90H225ZM5 92H6V91H5ZM5 92H4V93H5ZM7 92H8V91H7ZM117 92H118V91H117ZM219 92H221V91H219ZM27 93H28V92H27ZM27 93H26V94H27ZM114 93H116V92H114ZM122 93H123V92H122ZM183 93H185V92H183ZM216 93H217V92H216ZM29 94H30V93H28L27 95H29ZM181 94H182V93H181ZM1 95H2V94H1ZM11 95H12V94H11ZM22 95L24 96V94H22ZM41 95H42V93H41ZM43 95L41 96V97L43 98V99L41 98V100H40L41 102H39V98H40V97H38V96H37V97H33V98H34V99H33V100H34V104L36 103V108L38 107L37 105H38L39 103H41V104H39V105L42 106V105L46 102L47 99L44 98ZM46 95H47V96H46ZM74 95H75V94H74ZM99 95L101 96L100 93H99ZM111 95H112V94H111ZM111 95H109V97H110ZM220 95H221V94H220ZM2 96L4 97V95H2ZM25 96H26V95H25ZM31 96H32V95H31ZM66 97H67V96H66ZM36 98H37L38 101L36 100ZM138 98H139V97H138ZM44 99H45V101H43ZM49 99H50V98H49ZM49 99H48V100H49ZM52 99H54V98H52ZM52 99H50V102H49V103L52 102V101H51ZM136 99H137V98H136ZM33 100H32V102H33ZM48 100H47V101H48ZM63 100H64V99H63ZM219 100H220V99H219ZM21 101H22V99H21ZM36 101H37V102H36ZM58 101H59V100H58ZM61 101H62V100H61ZM61 101H59V102H61ZM42 102H44V103H42ZM206 102H207V101H206ZM208 102H209V101H208ZM210 102H211V101H210ZM214 102H215V101H214ZM216 102H217V101H216ZM56 103H57V102H56ZM202 103H203V102H202ZM202 103H201V104H202ZM235 103H236V102H235ZM23 104H24V103H23ZM45 104H46V103H45ZM45 104H44V105H45ZM63 104H64V103H63ZM197 104H198V103H197ZM199 104H200V103H199ZM48 105H49V104H48ZM50 105H51V104H50ZM202 105H203V104H202ZM210 105H212V104L210 103ZM239 105H240V104H239ZM29 106L31 107V105H29ZM29 106H28V107H29ZM34 106H35V105H34ZM170 106H171V105H170ZM43 107H44V106H42V108H43ZM46 107H47V106L45 105V108H46ZM210 107H211V106H210ZM213 107H214V105H213ZM40 108H41V107H40ZM42 108H41V110H42ZM165 108H167V107H165ZM168 108H169V106H168ZM211 108H212V107H211ZM29 109H30V108H29ZM38 109H39V108H38ZM38 109H35V110H38ZM207 109H208V108H207ZM161 110H162V108H161ZM195 110H196V109H195ZM199 110H202V109L200 108ZM162 111H163V110H162ZM162 111H160V112H162ZM197 111H198V109H197ZM194 112H195V111H194ZM9 113H10V112H9ZM53 113H54V112H53ZM190 113H191V112H190ZM230 113H231V112H230ZM7 114H8V113H7ZM18 114H19V113H18ZM23 114H24V112H23ZM50 114H51V113H50ZM167 114H168V113H167ZM10 115H11V114H10ZM19 115H20V117L22 116L21 114H19ZM162 115H163V114H162ZM170 115H171V114H170ZM190 115H191V114H190ZM195 115H196V114H195ZM12 116H13V115H12ZM168 116H169V115H168ZM230 116H231V115H230ZM13 117H14V116H13ZM17 117H18V116H17ZM52 117H53V116H52ZM170 117H171V116H170ZM207 117H208V116H207ZM207 117H206V118H207ZM7 118H8V117H7ZM173 118H174V117H173ZM196 118H197V117H196ZM191 119H192V118H191ZM197 119H198V118H197ZM257 119H258V118H257ZM5 120H6V119H5ZM169 120H170V119H169ZM171 120H172V119H171ZM174 120H175V119H174ZM207 120H208V119H207ZM207 120H206V121H207ZM206 121H205V122H206ZM37 122H38V121H37ZM72 122H73V121H72ZM70 123H71V122H70ZM180 123H181V122H180ZM200 123H201V122H200ZM207 123H208V121H207ZM207 123H206V124H207ZM24 125H25V124H24ZM36 125H37V124H36ZM82 125H83V124H82ZM197 125H198V124H197ZM258 125H259V124H258ZM39 126H40V125H39ZM41 126H42V125H41ZM15 127H16V126H15ZM199 127H200V126H199ZM38 129H39V128H38ZM40 129H41V128H40ZM81 129H82V127H81ZM31 130H32V129H31ZM256 130H257V129H256ZM16 131H17V130H16ZM16 131H13V132L15 133ZM43 131H44V130H43ZM11 132H12V131H11ZM11 132H10V133H11ZM20 132H21V131H20ZM16 133L18 134V133H19V130H18V132H16ZM97 133H98V132H97ZM19 134L21 135V133H19ZM185 134H186V133H185ZM185 134H184V135H185ZM12 136H13V135H12ZM182 136H183V135H182ZM12 140H13V139H12ZM14 140H15V139H14ZM19 140H20V139H19ZM19 140H18V141H19ZM11 143H12V141H11ZM121 145H122V144H121ZM12 146H13V145H12ZM15 146H16V145H15ZM11 148L14 149L13 147H11ZM15 148H16V147H15ZM2 150H3V149H2ZM9 150H11V149H9ZM190 151H191V150H190ZM84 152H85V151H84ZM100 152H101V151H100ZM110 152H112V151H110ZM115 152H116V151H115ZM0 153H1V152H0ZM75 153H76V152H75ZM211 153H212V152H211ZM66 155H67V154H66ZM69 155H70V154H69ZM103 155H104V154H103ZM123 155H124V154H123ZM28 156H29V155H28ZM120 156H122V155L120 154ZM89 157H90V156H89ZM111 157H112V156H111ZM117 157H119V156H117ZM194 157H195V156H194ZM28 158H29V157H28ZM46 158H47V157H46ZM48 158H49V157H48ZM73 158H74V157H73ZM90 158H91V157H90ZM90 158H89V160H91ZM115 158H116V157H115ZM121 158H122V157H121ZM121 158L119 157V161L121 160ZM111 159H112V158H111ZM152 159H153V158H152ZM84 160H85V159H84ZM196 160H197V159H196ZM198 160H199V159H198ZM198 160H197V161H198ZM200 160H201V159H200ZM34 161H35V160H34ZM144 161H145V160H144ZM151 161L154 162L153 160H151ZM162 161H163V160H162ZM181 161H182V160H181ZM191 161H194V160H191ZM142 162H143V161H142ZM149 162H150V161H149ZM149 162H148V163L146 162V164H148V165L150 166V164H152V163L149 164ZM118 163H119V162H118ZM118 163H117V164H118ZM166 163H167V162H166ZM91 164H92V163H91ZM146 164H145V165H146ZM196 164H198V162H196ZM136 165H137V164H136ZM148 165H146L145 167H147ZM164 165H166V164H164ZM129 166H130V165H129ZM138 166H139V165H138ZM140 166H141V165H140ZM168 166H169V165H168ZM151 167H152V166H151ZM151 167H150V169H152ZM165 167H166V166H165ZM1 168H2V167H1ZM72 169H73V168H72ZM74 169H75V168H74ZM148 169H149V167L147 168L146 172L148 171ZM49 170H50V169H49ZM45 171H46V170H45ZM64 171H65V170H64ZM70 171H71V169H70ZM152 171L154 172V170H152ZM48 172H49V171L47 170V173H48ZM71 172L73 173V171H71ZM149 172H151V170H149ZM149 172H148V174H149ZM153 172H152V173H153ZM155 172H156V169H155ZM174 172H175V171H174ZM49 173L51 174V172H49ZM52 173H53V172H52ZM152 173H150V174L152 175ZM0 174H1V172H0ZM39 174H40V173H39ZM39 174H37V175H39ZM42 174H43V173H42ZM42 174H41V175H42ZM50 174H49V175H50ZM74 174H75V173H73V175H74ZM142 174H143V173H142ZM150 174H149V175H150ZM154 174H155V173H154ZM2 175H4V174H2ZM2 175H1V176H2ZM30 175H31V174H30ZM43 175H44V174H43ZM45 175H46V174H45ZM45 175H44V176H45ZM117 175H118V174H117ZM117 175H116V176H117ZM137 175H138V174H137ZM5 176H6V175H5ZM12 176H13V175H12ZM32 176H33V175H32ZM44 176H43V177H44ZM71 176H72V175H71ZM71 176H69V178H70ZM93 176H94V175H93ZM114 176H115V175H114ZM121 176H122V175H121ZM127 176H128V175H127ZM146 176H147V175H146ZM171 176H172V175H171ZM176 176H177V175H176ZM176 176H175V177H176ZM13 177H14V176H13ZM47 177L49 178V180L52 179V177H51V178H50L49 176H47ZM47 177L45 176V178H43V179L48 180V179H46ZM75 177H76V176H75ZM150 177H152V176H150ZM182 177H183V176H182ZM209 177H210V176H209ZM0 178H1V177H0ZM117 178H118V179L121 178V180H118V179H117L116 182H117L118 184L115 183V182H114V183H115L117 186H118V185H121V186L124 185L123 183L121 184V181H124V180H125L124 175H123V177H117ZM122 178H123L124 180H122ZM128 178H129V177H128ZM128 178L126 177V179H128ZM148 178H149V177H148ZM172 178H173V176H172ZM77 179H78V178H77ZM79 179H80V178H79ZM115 179H116V178H115ZM115 179H114V180H115ZM45 180H44V181H45ZM69 180H70V179H69ZM72 180H73V178H72ZM81 180H82V179H81ZM170 180H171V178H170ZM76 181H77V182H78V181L80 182V180H76ZM82 181H83V180H82ZM119 181H120V184H119ZM129 181H131V180H129ZM135 181H137V180H135ZM138 181H140V180H138ZM168 181H169V180H168ZM3 182H4V181H3ZM3 182H1V184H2ZM9 182H10V181H9ZM9 182H8V183H9ZM42 182H43V181H42ZM45 182H46V183H45ZM45 182H43V185H44V183H45V185L48 183L47 181H45ZM79 182H78V183H79ZM124 182H125V181H124ZM127 182H128V181H127ZM127 182H126V183H127ZM39 183H41V182H39ZM80 183H81V182H80ZM130 183H131V182H129V184H130ZM132 183H133V181H132ZM132 183H131V185H133ZM134 183H135L134 185H135V187H136V186L138 185V183H140V182H138V183H137V182H134ZM136 183H137V184H136ZM67 184H68V183H67ZM72 184H73V183H72ZM74 184H76V183H74ZM81 184H83V183H81ZM140 184H144V183L141 182ZM140 184H139V185H140ZM145 184H146V183H145ZM2 185H3V184H2ZM2 185H1V186H2ZM39 185H40V184H39ZM43 185H42V186H43ZM70 185H71V184H70ZM96 185H101V184L96 183ZM96 185H95V186H96ZM131 185H130V187L132 188ZM211 185H212V183H211ZM42 186H41V187H42ZM77 186H78V185H77ZM77 186H76V187H77ZM105 186H106V185H105ZM117 186H116V187H117ZM121 186H120V187H121ZM127 186H128V184H127ZM140 186H141V187H140ZM140 186H138V188H137L139 191H140L141 188H142V185H140ZM143 186H145V185H143ZM2 187H3V186H2ZM41 187L38 188V189L41 190ZM113 187H114V185H113ZM113 187H112V188H113ZM120 187H119V189H120ZM124 187H126V185H124ZM4 188H5V187H4ZM42 188H43V187H42ZM96 188H97V187H96ZM131 188H129V189H131ZM189 188H190V187H189ZM5 189H7V187H6ZM94 189H95V188H94ZM123 189H128V187H127V188H123ZM133 189L135 190L134 186H133ZM133 189H132V191L130 190L131 193H132V192L134 193ZM29 190H30V189H29ZM138 190H135V192H136V191L139 192ZM144 190H145V189H144ZM10 191H11V189H10ZM31 191H32V189H31ZM72 191H73V190H72ZM72 191H71V192H72ZM221 191H222V190H221ZM5 192H6V191H5ZM74 192H75V191H74ZM144 192H145V191H144ZM144 192H141V193H144ZM179 192H180V190H179ZM179 192H178V193H177V192H174V193H177V196H176V194H175V195H173V196L171 197L172 199H170L169 197H168V199L171 201V200H173V198L176 196L175 199H174V200H176L177 197H178ZM184 192H185V191H182V193H183V194H182L183 197L187 194V193H186L187 191L185 192V194H184ZM29 193H31V192H29ZM34 193H35V192H34ZM38 193H39V192H37V194H38ZM133 193L131 194L132 196H134ZM211 193H212V192H211ZM214 193H215V192H214ZM4 194H5V193H4ZM136 194H139V193H136ZM145 194H148V193H145ZM152 194H153V193H152ZM163 194H164V193H163ZM163 194H162V195H163ZM180 194H181V193H180ZM180 194H179V197H180V198H178V199H182V197H181ZM193 194H194V193H193ZM212 194H213V193H212ZM216 194H217V193H216ZM70 195H71V194H70ZM117 195H118V194H117ZM117 195H116V196H117ZM131 195H130V197H129L128 195H127L126 197H127V198H128V197H129V198H132ZM162 195H160V196H162ZM169 195H170V194H169ZM188 195H189V194H187V195L185 196L186 199H185V197H184L182 200H184V199H185L184 201L187 200V202H189L191 205L195 204L196 200H195V201H194V200H191V199H194V198L191 197V199H190V195H189V196H188ZM195 195H196V194H195ZM218 195H219V193H218ZM29 196H30V195H29ZM33 196H35V195H33ZM67 196H68V195H67ZM92 196H94L93 193H92ZM122 196H123V195H122ZM122 196H121V197H122ZM136 196H137V195H136ZM156 196H157V195H156ZM160 196H159V197H160ZM89 197H90V196H89ZM154 197H155V196H153V200H151L150 203L153 202V201H156V200H157L156 197H155V198H154ZM157 197H158V196H157ZM159 197H158V198H159ZM162 197H163V196H162ZM166 197H167V196H166ZM194 197H195V196H194ZM220 197H221V196H220ZM93 198L95 199V197H93ZM160 198H161V197H160ZM187 198H188V199H187ZM195 198H198V197H195ZM212 198H217V197H215V196L212 195V196H211V199H212ZM29 199L32 200L33 198H29ZM29 199H28V200H29ZM36 199H37V201H36L35 203L38 204L40 207H42V206L44 205L43 203H42V206L40 205V204H41V199H42V198L39 199V197H38V198H36ZM36 199H33V200H36ZM63 199L66 200L65 198H62V196H61V198L57 199L56 202L60 201V204H61L62 206H64V205H63L64 203L67 205L68 203L70 204V202H72V201H69V199L67 198L69 202L67 201L68 203H66V202H64ZM94 199H93V200H94ZM117 199H118V198H117ZM119 199H120V198H119ZM154 199H156V200H154ZM198 199H200V198H198ZM201 199H202V197H201ZM201 199H200V201H198L199 204L197 203L198 205H200V206H198L199 209H198V207L196 208V209H198L199 211H200V209L202 208V204H204V202H205V201H204V202L201 201ZM30 200H29V201H30ZM33 200H32V201H33ZM55 200H56V199H55ZM62 200H63V201H62ZM93 200L91 199L90 201L93 202ZM99 200H100V199H99ZM99 200H98L97 197H96L95 201L98 202V203L96 202V204H98L99 206H104V205H106V204H104L105 202H104V203L102 202V203L104 204V205H102L101 202H99ZM125 200H126V199H125ZM127 200H128V199H127ZM149 200H150V199H149ZM166 200H167V199H166ZM182 200H177V201H182ZM190 200H191L192 202L194 201V203H191ZM203 200H204V199H203ZM32 201H31V202H32ZM42 201H45V200H42ZM88 201H89V200H88ZM88 201H87V202H88ZM90 201H89V203H88L89 205H90ZM95 201H94V202H95ZM122 201L124 202V200H122ZM21 202H22V201H21ZM31 202H30V206H31V204H32ZM38 202H40V203H38ZM56 202H55V203H56ZM83 202H84V201H83ZM156 202H160V201H156ZM200 202H201V203H200ZM33 203H34V201H33ZM62 203H63V204H62ZM121 203H122V202H121ZM125 203H126V202H125ZM131 203H132V202H131ZM169 203H170V202H169ZM177 203H179V205H180V202H176V205H174V204H173V205H174L175 207H177L176 209H180V208H178L179 205H178ZM183 203H184V202H183ZM207 203H208V202H207ZM207 203H206V206L208 205ZM4 204H6V203H5V202L3 203V208H4ZM10 204H11V203H10ZM18 204H19V203H18ZM27 204H28V206H29V203H27ZM36 204H33V205H36ZM57 204H59V203H57ZM69 204H68V205H69ZM88 204H87V205H88ZM122 204H123V203H122ZM122 204H121V205H122ZM146 204H147V203H146ZM157 204H158V203H157ZM184 204H186V203H184ZM187 204H188V203H187ZM187 204H186V205H187ZM8 205H9V204H8ZM8 205H7V206H8ZM25 205H26V204H25ZM45 205H46V204H45ZM45 205H44V206H45ZM47 205H48V204H47ZM47 205H46V206H47ZM66 205H65V206H66ZM70 205H71V204H70ZM92 205H93V204H91V206H88V207H92ZM147 205H148V204H147ZM150 205L152 206L153 203L150 204ZM155 205H156V203H155ZM155 205H153L152 207H155ZM186 205H185V206H186ZM191 205H189V206H191ZM195 205H196V204H195ZM22 206H23V204H22ZM44 206H43V207H44ZM48 206H49V205H48ZM77 206H78V205H77ZM81 206H82V205H81ZM83 206H84V205H83ZM83 206H82V207H83ZM94 206H95V205H93L92 209L95 208ZM99 206H96V207H97V208H101V207H99ZM112 206H113V205H112ZM118 206H120V205H118ZM118 206H117V208H119ZM141 206H142V205H141ZM145 206H146V205H145ZM174 206H173V207H174ZM183 206H184V205H183ZM187 206H188V205H187ZM215 206H217V205H215ZM231 206H233V205L231 204ZM234 206H235V205H234ZM1 207H2V206H1ZM5 207H6V205H5ZM66 207H67V206H66ZM66 207H65V208H66ZM110 207H111V205H110ZM110 207L108 206L107 209H108V208L111 209ZM114 207H116V206H114ZM120 207H121V206H120ZM149 207H150V206H149ZM152 207H150V209H151ZM191 207H192V206H191ZM227 207H229V206H227ZM227 207H226V208H227ZM10 208H11V207H10ZM69 208H71V206H69ZM103 208H104V207H103ZM112 208H113V207H112ZM184 208H185V207H184ZM7 209H8V207H7ZM11 209H12V208H11ZM11 209H10V210H11ZM23 209H26V208H23ZM28 209H29V208H28ZM35 209H36V208H35ZM40 209H41V208H40ZM40 209H39V210H40ZM44 209H45V211H52L54 208H51L52 210H51V209L48 210L49 208L47 209V208L45 207ZM44 209H42V211H43ZM46 209H47V210H46ZM92 209H91V210H92ZM104 209H106V208H104ZM107 209H106V210H107ZM114 209H115V208H114ZM114 209H113V210H114ZM120 209H121V208H120ZM150 209H149V210H150ZM186 209H187V208H186ZM231 209H233V207H231ZM4 210H5V208H4ZM4 210H3V211H4ZM10 210H8V211L5 210L6 212L4 211L5 213H4L3 216H5V214H10L11 211H14L15 214L18 213V212L16 213V210H15V209H13V210H11V211H10ZM17 210H19V209H17ZM26 210H27V209H26ZM66 210H70V209L66 208ZM88 210H90V209H88ZM93 210H94V209H93ZM117 210H118V209H117ZM153 210H154V209H153ZM0 211H1V210H0ZM37 211H38V209L36 210V212H37ZM64 211H65V209H64ZM64 211H63V214H64ZM111 211H112V210H111ZM114 211H115V210H114ZM150 211H152V210H150ZM180 211H181V209H180ZM180 211H178V212H180ZM182 211H183V210H182ZM24 212H25V211H24ZM112 212H113V211H112ZM112 212H111V214H113ZM143 212H144V210H143ZM152 212H153V213H151V215L154 214V213H155V215H157L155 211H152ZM174 212H175V211H174ZM184 212H185V211H184ZM211 212L213 213V211H211ZM211 212H210V213H211ZM214 212H215V211H214ZM233 212H234V211H233ZM40 213H43V212H40ZM40 213H39V214H40ZM48 213H49V212H48ZM57 213H60V212H57ZM57 213H56V215H58V217H59V215L63 217L62 214H57ZM65 213H66V212H65ZM67 213L69 214L70 211L67 212ZM67 213H66V214H67ZM132 213H133V212H132ZM176 213H177V211H176ZM176 213H174L172 217L176 216ZM198 213H201V211L198 212ZM249 213H250V212H249ZM18 214H19V213H18ZM46 214H47V213H46ZM68 214H67V215H68ZM111 214H109V215H111ZM129 214H131V213H128V215H129ZM143 214H144V213H143ZM147 214H149V219H150V218L152 217V216L150 217V212H149V213L147 212ZM213 214H214V213H213ZM232 214H233V213H232ZM243 214H244V213H243ZM0 215H1V214H0ZM101 215H102V214H101ZM101 215H100V219L98 218L99 220H98V219H94V220H97V221H96L97 223H98V222H99V223L103 222L104 219H102V221H101V218H105V219H106V216L102 215V216H103V217H102ZM155 215H154V216H155ZM246 215H247V213H246ZM253 215H254V214H253ZM1 216H2V215H1ZM40 216H41V215H40ZM42 216H43V215H42ZM44 216H45V214H44ZM70 216H71V215H70ZM107 216H108V215H107ZM157 216H158V215H157ZM159 216H160V215H159ZM193 216H194V215H193ZM225 216H226V215H225ZM58 217H57V218H58ZM67 217H68V216H67ZM73 217H74V216H73ZM73 217H71V218L73 219ZM110 217H111V216H110ZM110 217H109L108 219H106V220L108 221V220L110 219ZM112 217H113V215H112ZM145 217H146V215H145ZM155 217H156V216H155ZM172 217H171V218H172ZM212 217H213V216H212ZM214 217L216 218V216H214ZM226 217H227V216H226ZM226 217H225V218H226ZM15 218H16V217H15ZM42 218H43V217H42ZM63 218H64V217H63ZM114 218H115V217H114ZM114 218H113V219H114ZM147 218H148V217H147ZM225 218H224V219H225ZM252 218H253V217H252ZM55 219H56V218H55ZM58 219H59V218H58ZM60 219H61V217H60ZM60 219H59V220H60ZM67 219H69V218H67ZM111 219H112V218H111ZM111 219H110V221H111ZM113 219H112V220H113ZM209 219H210V218H209ZM253 219H254V218H253ZM253 219H252V220H253ZM12 220H13V219H12ZM14 220H15V219H14ZM167 220H168V219H167ZM219 220H221V218H219ZM222 220H223V219H222ZM6 221H7V220H6ZM6 221H3V222H6ZM60 221H62V219H61ZM60 221H59V223H60ZM63 221H64V220H63ZM66 221H67V220H66V218H65V223H66ZM69 221H70V219L68 220V222H69ZM84 221H85V220H84ZM100 221H101V222H100ZM151 221H152V220H151ZM160 221H161V222L165 221V222H163V224L169 223V222H167L166 219H164V218H163V220H162V218H160ZM224 221H225V220H224ZM9 222H10V220H9ZM52 222H53V220H52ZM52 222H51V223H52ZM87 222H89V221H87ZM90 222H91V221H90ZM90 222H89V223H90ZM105 222H106V221H105ZM105 222H104V223H105ZM108 222H109V221H108ZM210 222H211V221H210ZM215 222H216V221H215ZM13 223H15V221H13ZM13 223H11V224H13ZM65 223H64L63 225H65ZM82 223H83V222H82ZM99 223L97 224V227L100 226V228H97V229H98V231H99V230L101 231L102 226L104 227L105 224H103V225L101 226V225H99ZM217 223H218V222H217ZM0 224H1V223H0ZM4 224H5V223H4ZM35 224H37V223H35ZM60 224L62 225V223H60ZM69 224H70V223H69ZM69 224L67 225V229H69L68 227H70V225H72V222H71L70 225H69ZM73 224H74V223H73ZM87 224H88V223H87ZM87 224H86V225H87ZM90 224H91V223H90ZM109 224H110V222L108 223V226H109ZM214 224H215V226H216V223H214ZM220 224H221V221H220ZM220 224L218 223L217 225H219V226L221 227ZM5 225H6L5 227H4V226H2V227L7 228V227H8V226H7V225H8V221H7V223H6ZM32 225H33V224H32ZM32 225H31V226H32ZM81 225H82V224H81ZM88 225H89V224H88ZM161 225H162V224H161ZM179 225H180V224H179ZM179 225H178V226H179ZM222 225H223V224H222ZM14 226H15V225H14ZM16 226H17V225H16ZM16 226L13 227V230H14V228H16ZM28 226H30V225H28ZM31 226H30V227H31ZM53 226H54V224H53ZM92 226H94V225L92 224ZM158 226H160V224L157 225V227H158ZM213 226H214V225H213ZM219 226H217V227H219ZM225 226H226V225H225ZM225 226H224V227H225ZM2 227H0V232H1ZM17 227H18V226H17ZM95 227H96V226H94V228H95ZM155 227H156V226H155ZM176 227H177V226H176ZM180 227H181V226H180ZM244 227H245V226H244ZM4 228H3L2 230H6V229H4ZM8 228H10V223H9V227H8ZM54 228H55V227H54ZM152 228H153V226H152ZM21 229H22V228H21ZM67 229H66V230H67ZM102 229H104V228H102ZM105 229H106V227H105ZM125 229H127V228H125ZM125 229L123 228L124 231H125ZM213 229H214V228H212V230H213ZM217 229H218V228H217ZM221 229H222V227H221ZM238 229H239V228H238ZM17 230H18V228H17ZM48 230H49V229H48ZM56 230H57V229H56ZM56 230H55V233L52 232V233H54L55 235H56ZM58 230H59V228H58ZM92 230H93V228H92ZM94 230H96V229H94ZM155 230H156V229H155ZM215 230H216V229H215ZM215 230H214V231H215ZM14 231H15V230H14ZM18 231H19V230H18ZM49 231H50V230H49ZM60 231H61V230H60ZM69 231H70V230H69ZM69 231L67 232V234L69 233ZM103 231H104V230H103ZM103 231H102V232H103ZM210 231H211V230H210ZM61 232H62V231H61ZM93 232H94V231H93ZM96 232H97V231H96ZM104 232H105V231H104ZM104 232H103V233H104ZM125 232H126V231H125ZM216 232H217V231H216ZM216 232H215V233H216ZM46 233H47V231H46ZM48 233H49V232H48ZM52 233H51V234H52ZM65 233H66V232H65ZM97 233H98V232H97ZM97 233H94L93 235H95V234H97ZM213 233H214V232H213ZM215 233H214V234H215ZM0 234H1V233H0ZM59 234H60V233H59ZM61 234H62V233H61ZM99 234H100V232H99L97 235H99ZM101 234H102V233H101ZM19 235H21V234H19ZM40 235H41V234H40ZM44 235H45V233H44ZM48 235H49V234H48ZM141 235H142V234H141ZM149 235H150V234H149ZM237 235H238V234H237ZM45 236H46V235H45ZM45 236H42V237L45 238ZM64 236H65V234H64ZM100 236H101V235H100ZM172 236H173V235H172ZM235 236H236V235H235ZM3 237H4V236H3ZM30 237H32V236H30ZM37 237H38V236H37ZM46 237H47V236H46ZM20 238H21V237H20ZM32 238H33V237H32ZM34 238H35V237H34ZM38 238H39V237H38ZM39 239H40V238H39ZM67 239H68V237H67ZM14 240H15V239H14ZM20 240H21V239H20ZM22 240H23V239H22ZM22 240H21V241H22ZM43 240H44V239H41V241H43ZM94 240L96 241V240H99V239H96V238H95ZM101 240H102V239H101ZM145 240H146V239H145ZM59 241H60V240H59ZM9 242H10V241H9ZM38 242H39V241H38ZM65 242H66V241H65ZM92 242H93V240H92ZM103 242H104V241H103ZM21 243H22V242H20L19 244H21ZM25 243H26V242H25ZM93 243H94V242H93ZM93 243H91V244H93ZM98 243H99V242H98ZM44 244H45V241H44ZM94 244H95V243H94ZM21 245H22V244H21ZM37 245H38V244H37ZM40 245H41V244H40ZM57 245H59V244H57ZM60 245H61V244H60ZM60 245H59V246H60ZM86 245H87V244H86ZM46 246H48V245L46 244ZM54 246H55V245H54ZM91 246H92V245H91ZM96 246H97V245H96ZM99 246H100V245H98L97 247H99ZM17 247H18V246H16V248H17ZM64 247H65V246H64ZM64 247H63V248H64ZM94 247H95V246H94ZM36 248H37V246H36ZM63 248H62V249H63ZM90 248H91V247H90ZM48 249H49V248H48ZM19 250H20V249H19ZM45 250L47 251V249H45ZM57 250H58V249H57ZM16 252H17V250H16ZM58 252H59V250H58ZM18 254H19V253H18ZM76 254H77V253H76ZM90 254H91V253H89V251H88V253H87L86 255H90ZM28 256H29V255H28ZM67 260H68V259H67ZM68 262H69V261H68Z\"/></svg>", "mask_w": 264, "mask_h": 264}]
</instances>
